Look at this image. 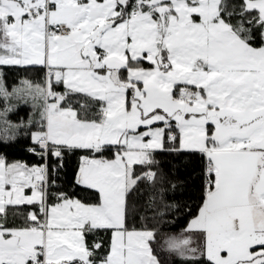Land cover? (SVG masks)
Segmentation results:
<instances>
[{"label":"snow or ice","instance_id":"snow-or-ice-1","mask_svg":"<svg viewBox=\"0 0 264 264\" xmlns=\"http://www.w3.org/2000/svg\"><path fill=\"white\" fill-rule=\"evenodd\" d=\"M3 66L46 71L43 85L24 82L43 101L28 149L43 163L0 157V264H161L155 231L126 223L129 193L157 177L135 166L158 163V150L205 158L202 205L168 249L264 264V0H0ZM24 90L0 72V98ZM10 110L2 135L32 124L12 125ZM73 150L88 153L76 183L91 198L49 191ZM19 206L36 207L16 226ZM99 231L111 243L98 259L86 237Z\"/></svg>","mask_w":264,"mask_h":264},{"label":"trees","instance_id":"trees-1","mask_svg":"<svg viewBox=\"0 0 264 264\" xmlns=\"http://www.w3.org/2000/svg\"><path fill=\"white\" fill-rule=\"evenodd\" d=\"M239 2V0H236ZM43 66H3V85L9 92L30 81L33 85H43L45 79ZM57 90H62L58 88ZM42 100L32 102L29 97L15 100L0 98V111L5 107L11 110L7 113V120L12 125H28L18 129H9L8 135L0 134V157L7 163L21 162L29 166L40 165L43 160L40 156L28 151L36 147L32 140V133L38 130ZM3 124L0 123V128ZM39 151V149H37ZM86 150L65 151L63 166L55 172L49 173V180L55 185L49 188L50 192H65L69 196L79 199L91 198V192H86L82 186L77 185L76 177L80 167L81 157L87 155ZM107 158L112 154L106 153ZM158 162L152 166H135V173L142 175L146 171H155L157 177L154 181L143 179L128 196L126 223L131 228L154 230L156 239L152 242L155 254L161 264H207L205 258L199 255L184 257L167 248L166 241L171 235H187L184 230L194 218L202 205L206 189L205 158L195 151H164L158 150L154 154ZM55 158L49 157L48 163L54 164ZM54 198H50L53 202ZM36 206H19L8 211L10 224L20 226L24 223V213L34 210ZM193 238L197 247L202 243L198 234ZM89 245L100 243L101 248L96 250V257L103 258L111 243L110 231H99L86 237ZM196 247V244H195Z\"/></svg>","mask_w":264,"mask_h":264},{"label":"rangeland","instance_id":"rangeland-1","mask_svg":"<svg viewBox=\"0 0 264 264\" xmlns=\"http://www.w3.org/2000/svg\"><path fill=\"white\" fill-rule=\"evenodd\" d=\"M24 82L25 81H23L22 84L19 85L15 89H25V90L20 92L19 95H14L12 98L15 100H19V99H23V97H29L32 100V102H34V103L37 102L39 97L35 96L34 94L29 93V91L26 90ZM173 236H179V235H173Z\"/></svg>","mask_w":264,"mask_h":264},{"label":"crops","instance_id":"crops-1","mask_svg":"<svg viewBox=\"0 0 264 264\" xmlns=\"http://www.w3.org/2000/svg\"><path fill=\"white\" fill-rule=\"evenodd\" d=\"M13 163H15V162H13ZM34 166V165H33ZM31 167V166H30ZM78 174V173H77ZM26 191H28V190H26ZM29 194H30V191H29ZM193 219V218H192ZM191 219V220H192ZM190 223V222H189ZM137 230H144V229H137ZM194 233H192L191 234V238H192V241H193V244H192V246L193 247H195V244H196V247H197V242H196V240L193 238V235ZM171 236H173V235H171ZM171 236H169V237H171ZM169 237L167 238V239H165V241H166V245H167V240L169 239ZM167 248H168V246H167ZM189 257V256H193V254L191 253V252H187V253H185V255H184V257Z\"/></svg>","mask_w":264,"mask_h":264},{"label":"built area","instance_id":"built-area-1","mask_svg":"<svg viewBox=\"0 0 264 264\" xmlns=\"http://www.w3.org/2000/svg\"><path fill=\"white\" fill-rule=\"evenodd\" d=\"M85 156V155H84ZM82 161L80 162V165H81Z\"/></svg>","mask_w":264,"mask_h":264}]
</instances>
